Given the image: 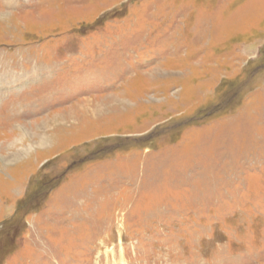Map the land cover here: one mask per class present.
Wrapping results in <instances>:
<instances>
[{
    "label": "rangeland",
    "instance_id": "374dc122",
    "mask_svg": "<svg viewBox=\"0 0 264 264\" xmlns=\"http://www.w3.org/2000/svg\"><path fill=\"white\" fill-rule=\"evenodd\" d=\"M0 264H264V0H0Z\"/></svg>",
    "mask_w": 264,
    "mask_h": 264
}]
</instances>
